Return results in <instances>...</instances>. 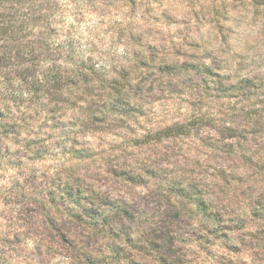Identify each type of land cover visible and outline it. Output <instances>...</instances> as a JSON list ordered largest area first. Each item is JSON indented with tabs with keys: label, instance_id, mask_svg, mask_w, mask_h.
I'll return each instance as SVG.
<instances>
[{
	"label": "rangeland",
	"instance_id": "1",
	"mask_svg": "<svg viewBox=\"0 0 264 264\" xmlns=\"http://www.w3.org/2000/svg\"><path fill=\"white\" fill-rule=\"evenodd\" d=\"M15 12L47 60L104 67L84 101L36 76L30 101L21 80L22 98L0 87V108L53 137L42 161L34 133L2 141L0 264H264V0H3L0 24ZM115 102L130 118L99 113ZM65 184L79 204L58 198ZM85 209L106 221L80 226Z\"/></svg>",
	"mask_w": 264,
	"mask_h": 264
},
{
	"label": "trees",
	"instance_id": "2",
	"mask_svg": "<svg viewBox=\"0 0 264 264\" xmlns=\"http://www.w3.org/2000/svg\"><path fill=\"white\" fill-rule=\"evenodd\" d=\"M3 2V0H0ZM5 18H8V21H2L0 24V42H3L0 47V87L4 89V92L6 95L5 97L9 98H22L26 91L19 92L15 89L14 84L15 80H21V86L30 87V89L27 91L29 98V101L33 99V86L35 84L34 80L32 83L30 82L29 77H35L37 78V83L42 88L43 93H45L48 97H56L57 99H64L67 100L68 97L72 96L70 95V91H72L75 87L79 89L77 93L80 95L77 97L79 101H84L88 97L84 96L82 92L87 93L89 90L95 91L96 89H100L99 87H96L97 77H100L101 74H103L102 68L97 69V64L94 65V63L87 64V62L82 61L79 62V64H76V67L74 69H69L66 64L65 60H63L64 63L57 62L56 59L50 58L47 60V57L44 53L47 54V50H45L46 47H39V41L38 42H31L29 40H25L28 35L34 34L35 32L31 30L30 23L25 19H23L22 15L19 16L17 12L5 16ZM22 18V20L20 19ZM26 32V35H25ZM31 32V33H29ZM64 48V47H63ZM55 50H59L56 48ZM70 54V53H68ZM51 56V54L49 55ZM69 58V57H68ZM48 62V63H45ZM28 65L27 67H25ZM63 65L65 68H63ZM12 74L15 76L12 77ZM4 76L1 78V76ZM97 75V77H96ZM97 79V80H96ZM101 79V78H100ZM96 80V81H95ZM114 80V81H113ZM108 82V81H105ZM112 85L115 86L116 81L115 79H112ZM110 83L109 87H112ZM102 84V83H101ZM69 86H72L73 88H69ZM37 87V86H36ZM21 90V89H20ZM66 96V97H64ZM18 97V98H17ZM91 96H89L90 98ZM76 100V98L74 97ZM7 100V99H6ZM92 100V98H90ZM122 104H118V102H115L110 107H103V110L99 112L101 115H105L107 113H115L119 115L121 118H130L131 111L128 110H122L118 109V107ZM43 109V110H42ZM46 110L44 107L41 108L40 111ZM21 121L12 115V112L6 108L2 109L0 108V146L3 143V140L8 139L10 136H14L15 138L21 137L23 133H34L33 138H31L29 141H27V148L30 153V160L35 161H42L47 156H50V150L51 147L48 144V141L50 138L53 137H45L46 134L42 133L43 126L42 125H36L35 123L29 122L24 114L21 115ZM29 119V118H28ZM206 122V121H205ZM191 125H176L172 127H168L164 130H160L153 133H149L145 139H150L151 137H156L161 140L163 138L169 139L171 137H175L177 135L185 134L186 132H191L190 130ZM138 141V140H137ZM136 142V139H135ZM140 144V143H139ZM25 147V148H26ZM149 168V167H146ZM150 170V169H146ZM121 174L126 176V180H136L141 173H132L128 171H122ZM131 182V181H130ZM129 182V183H130ZM60 190H62L60 198L61 200H69V202H77L80 203L79 200V193L74 192L73 187H70L65 184V186L61 187ZM54 196V195H52ZM57 198L53 199L56 201ZM85 216H87L90 223L87 221H83L85 223H81L80 226H86L90 228H98L101 222L106 221V217L104 216H93L91 213L88 212L87 209L84 210ZM71 217H79L77 213H73ZM55 227V223L53 220L49 221V223ZM112 230V229H111ZM101 232L104 235H107L108 239H118L122 238L123 235L121 232L118 231H112V233H107L106 231V225H103L101 228ZM117 237V238H116ZM128 240H131V237L128 236ZM64 242H68L64 237ZM36 246L37 250L39 252H42V250H47L49 252H53V244L48 243L49 240L47 239H41L39 241H33ZM63 242V243H64ZM126 243V244H127ZM63 245V244H61ZM129 245H123V249L121 247L117 246V250L120 248V251L117 252V256L119 258L123 256L124 248H132L128 247ZM76 248V247H75ZM49 249V250H48ZM84 249H81V251ZM80 251V252H81ZM113 255H116L114 253ZM54 257V255H53ZM52 257V258H53ZM63 260L67 261L70 258L62 257ZM79 259V258H78ZM80 260V259H79ZM90 261H82L81 264H88ZM99 263V262H98Z\"/></svg>",
	"mask_w": 264,
	"mask_h": 264
}]
</instances>
